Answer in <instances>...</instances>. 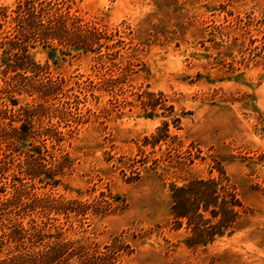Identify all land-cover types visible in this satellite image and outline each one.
Wrapping results in <instances>:
<instances>
[{"label":"rangeland","instance_id":"374dc122","mask_svg":"<svg viewBox=\"0 0 264 264\" xmlns=\"http://www.w3.org/2000/svg\"><path fill=\"white\" fill-rule=\"evenodd\" d=\"M25 1L77 37L14 79L1 44ZM220 171L244 215L191 247L172 188ZM60 231L103 264H264V0H0V264Z\"/></svg>","mask_w":264,"mask_h":264},{"label":"trees","instance_id":"16d2710c","mask_svg":"<svg viewBox=\"0 0 264 264\" xmlns=\"http://www.w3.org/2000/svg\"><path fill=\"white\" fill-rule=\"evenodd\" d=\"M70 21L72 26L76 27L74 23L79 22V18L70 13L61 14L59 9L49 3L25 1L21 4L14 18L15 36L7 38L1 44L4 54L9 56L4 63L7 67L6 71L14 72V79L23 77L19 71L25 74L35 73L33 68L37 67V63L30 49L34 48L37 43L45 46L58 40L62 45H71L77 34L76 30L69 28ZM85 46H90V43H86ZM38 87L31 86L34 89ZM13 131L17 133V138L22 140L24 132L18 128H14ZM59 182V180L55 181L56 184ZM172 195L174 199L173 220L180 227L184 223L187 224V228L191 231L187 244L191 247L208 246L218 238L232 234L244 215L243 202L223 171H220L218 178H193L184 185H174ZM43 234L37 226H33V229L27 232L34 242ZM76 244L77 242L67 240L64 232L60 231L50 236V240L41 245L43 249L28 250L27 253H22L6 263L65 264L64 261L67 259L76 257L75 264H103V258L99 256L87 258L89 256L84 250L88 246H76Z\"/></svg>","mask_w":264,"mask_h":264}]
</instances>
